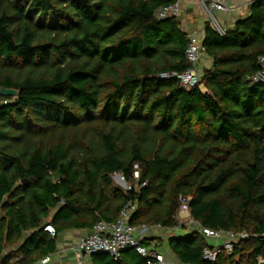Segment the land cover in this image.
Segmentation results:
<instances>
[{"label":"trees","instance_id":"16d2710c","mask_svg":"<svg viewBox=\"0 0 264 264\" xmlns=\"http://www.w3.org/2000/svg\"><path fill=\"white\" fill-rule=\"evenodd\" d=\"M174 1L0 0V90L19 91L0 94V264H36L64 230L91 231L129 203L130 224L174 228L180 196L203 227L248 236L208 261L213 245L190 230L167 238L168 257L264 260V82L252 80L264 3L254 0L224 35L203 23L210 64L186 89L161 77L190 67L181 20L156 17ZM136 172L137 190L113 179L135 185ZM89 260L147 264L132 248Z\"/></svg>","mask_w":264,"mask_h":264},{"label":"built area","instance_id":"2783aa9c","mask_svg":"<svg viewBox=\"0 0 264 264\" xmlns=\"http://www.w3.org/2000/svg\"><path fill=\"white\" fill-rule=\"evenodd\" d=\"M254 0H196L204 14L207 16V21L222 35L226 33L227 24L235 23L239 18L247 15L250 4ZM264 3V0H261ZM187 0H175L171 5L162 7L157 10L156 17L165 19L169 17L180 18L185 11ZM222 16L233 18L228 21L226 26L221 19ZM186 30L184 27H182ZM187 31L188 45L186 49V58L190 63V67L182 72L164 73L163 78L176 77L180 84L186 89L197 86L200 82V64L205 59V48L203 46L204 27L193 28ZM262 69L253 76L254 82H264V56L259 59ZM135 185L129 183L125 177L116 173L113 179L117 181L121 187L126 190H136L139 187V174L135 173ZM117 184V185H118ZM146 183H143L145 185ZM190 198L180 196V204L177 213L179 221L175 230L185 227L187 231L198 230L206 238L215 240L216 243L212 247L204 249L203 257L208 261H215L218 254L222 250L231 253L234 248V242L239 238L247 237V233L237 234L226 230H214L203 227L200 223L191 218ZM136 209V205L129 203L120 212L119 217L113 221H99L93 229L79 242L70 249L77 255L89 256L96 252L109 254L114 259H119L121 254L127 249H135L138 254L144 257L147 264H185L175 261L168 257L166 253L160 250L154 241L148 238L149 232L154 228H161V225H132L129 223V218L132 212ZM45 230L52 236H55V228L51 224L45 226ZM147 240L150 244H145ZM51 259V256L42 258L37 263L46 264ZM36 263V264H37Z\"/></svg>","mask_w":264,"mask_h":264},{"label":"crops","instance_id":"0c3cea01","mask_svg":"<svg viewBox=\"0 0 264 264\" xmlns=\"http://www.w3.org/2000/svg\"><path fill=\"white\" fill-rule=\"evenodd\" d=\"M187 10L188 9H194L196 10L197 6L194 3V0H187ZM190 16L187 17L186 23L183 24L182 27H185L186 29H193L195 27V23H200V17L196 15L195 20H192L191 23L188 21ZM194 23V26H192ZM201 25L203 27V22H201ZM210 61L203 60L199 67L204 65H209ZM56 210H54L52 213H55ZM90 232L89 229H83V228H69L64 230L62 233H60L58 238V249L56 253L49 255L51 256V259L46 264H92L89 260V256H81L77 255L70 249L72 246H75L79 240L86 236ZM187 232L185 228L177 229L174 228H156L154 227L148 234L149 239H154L155 244H159L160 241L163 243L160 250H163L164 253H170L168 246L166 244L167 238H169L172 235H179ZM212 245H215L214 242H211L212 239H208ZM153 241V240H152ZM216 243V242H215ZM15 263L18 261V258L12 259L11 263ZM41 264V263H37Z\"/></svg>","mask_w":264,"mask_h":264},{"label":"rangeland","instance_id":"374dc122","mask_svg":"<svg viewBox=\"0 0 264 264\" xmlns=\"http://www.w3.org/2000/svg\"><path fill=\"white\" fill-rule=\"evenodd\" d=\"M194 3L197 6L196 10H194V9H188L187 10L186 9L187 6H185V11H184V13L182 14V16L179 19L181 20V22H183V24H185L186 23L185 21H186L187 17L190 16L188 21H190V23H191L192 20H195L196 15H198L200 17V23H198V24L195 23V27L194 28L200 29L202 27L201 22L204 23L205 21H207V16L204 14V12L202 11V9L199 6V4H197L196 0H194ZM221 19L223 20V23L226 26L228 21H231L233 18L222 16ZM232 24L233 23H229V24H227V26L230 27ZM192 26H194V23H193ZM191 29H186V30L190 31ZM115 183L118 184L117 181H115ZM119 186H121V185H119ZM211 242H214V244H215L216 241L215 240H211ZM12 262H14V261H12Z\"/></svg>","mask_w":264,"mask_h":264},{"label":"water","instance_id":"95a60500","mask_svg":"<svg viewBox=\"0 0 264 264\" xmlns=\"http://www.w3.org/2000/svg\"><path fill=\"white\" fill-rule=\"evenodd\" d=\"M0 94L2 96H5V97H8V96L16 97V96H18L19 91L14 89V88L2 87L1 90H0ZM27 182H28V180H24L23 181L24 184L27 183ZM259 264H264V260H262Z\"/></svg>","mask_w":264,"mask_h":264}]
</instances>
